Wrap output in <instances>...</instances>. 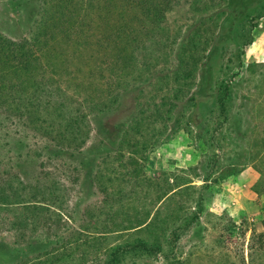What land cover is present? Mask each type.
I'll return each mask as SVG.
<instances>
[{
  "label": "trees",
  "instance_id": "16d2710c",
  "mask_svg": "<svg viewBox=\"0 0 264 264\" xmlns=\"http://www.w3.org/2000/svg\"><path fill=\"white\" fill-rule=\"evenodd\" d=\"M176 1L35 0L37 17L23 37L15 39L0 32V117L39 127L50 145L49 156L56 160L68 158L77 163L76 168H84L86 162H78V155L82 156L88 143L91 123L99 124L119 107L123 95L138 91V110L122 129L116 153L109 163L102 159L95 173V182L108 199L106 203L112 202L113 207L118 204L115 211L109 210L107 223L95 228L99 236L93 253L99 257L105 250L107 256L95 264H126L136 255L154 258L166 246H174L200 223L212 185L219 183L212 182L218 167L217 154L206 160L203 176L193 168L184 176L163 172L150 177L147 173L152 154L167 137L166 127L174 118L177 103L188 97L190 102L196 100L204 81L199 82L195 93L189 86L198 76L200 65L205 66L210 60L212 40L195 32L176 59L166 55L177 67L165 70L163 76L155 72L161 62L156 49H166L170 44L164 23ZM197 3L201 2L195 0ZM224 3L225 0H211L205 6ZM256 19H250L251 29L241 35L237 56L240 69H244L246 48L256 39ZM214 20L211 18L210 22L217 29ZM208 24L197 30H204L205 34L210 29ZM148 85L154 92H150L146 111L144 87ZM231 96V85L223 84L218 96L223 122L229 118ZM158 124L163 125L162 130ZM216 147L223 150L218 143ZM190 171L195 178L202 177V186L185 177ZM129 183L135 192L126 198L123 184ZM258 187L255 192L259 195ZM65 193L56 179L26 186L18 173L0 176V225L9 224L12 230L20 231L32 228L33 232L51 227L48 229L52 233V227L59 223L53 218H61L65 207ZM125 200L127 203H123ZM140 205L144 206L142 210ZM5 212L14 213L13 217H5ZM111 231L134 233L135 238L125 245L99 246L102 235ZM91 246L86 243L87 248L79 247V255L76 249L69 253L48 252L42 255L47 260L41 264H86L92 257ZM165 257L169 259L171 254Z\"/></svg>",
  "mask_w": 264,
  "mask_h": 264
},
{
  "label": "rangeland",
  "instance_id": "374dc122",
  "mask_svg": "<svg viewBox=\"0 0 264 264\" xmlns=\"http://www.w3.org/2000/svg\"><path fill=\"white\" fill-rule=\"evenodd\" d=\"M199 1L195 4V0H178L167 12L164 26L169 31L170 44L166 49H156V57L161 62L155 72L163 76L165 70L176 68L177 63L166 55L176 59L186 42L198 32L212 40L208 51L210 60L205 66L200 65L198 76L189 88L193 87L195 93L201 80L204 85L195 101L190 102L188 97L177 103L174 118L166 127L167 137L152 154L147 173L150 177L163 172L184 176L193 168L197 175L203 176L206 160L217 154L218 167L212 182L219 183L212 185L206 210L197 226L174 246H166L158 256H131L126 264H264V239H260L264 234V68L261 67L264 64V0H225L222 6L215 7L205 6L211 0ZM35 12V0H0V32L15 39L23 37L37 17ZM254 17L257 18L254 24L258 26L254 30L256 39L246 48L242 58L244 69H240L238 46L242 43L241 35L251 29L248 22ZM211 18L218 23L217 29L211 24ZM207 22L210 29L205 34L204 30H197ZM225 83L231 85L232 96L229 118L223 122L218 96ZM153 89L150 85L144 87L146 111ZM137 98L136 90L126 93L115 111L103 117L99 124L91 123L88 143L82 156L78 155V162H86L84 168H76L77 163L68 158L62 161L50 157V145L41 136L43 131L39 127L0 117V176L18 173L26 186H37L38 181L43 185L47 180L56 179L66 189L65 207L61 218H53L59 223L52 227V233L48 229L51 227L33 232L32 228L20 231L12 230L9 224L0 225V264H41L47 260L42 255L54 250L69 253L76 249L79 255V247L87 248L86 243L92 245V257L86 264L107 258L105 250L99 257L93 253L92 247L98 245L99 236L95 228L107 223L109 210L115 211L118 204L113 207L112 202L106 203L108 199L95 182V173L102 159L111 162L122 129L138 110ZM157 128L162 130L163 125L158 124ZM217 143L223 147L222 151L216 147ZM189 173L185 177L191 178L194 185L204 184L202 177L195 178L193 172ZM256 186H259V195L255 192ZM123 188L126 198L135 192L131 183L123 184ZM143 207L140 205V210ZM131 210L128 206V213ZM13 214L3 215L9 218ZM112 231L102 235L99 246L125 245L135 238L134 233ZM166 254L171 257L167 259Z\"/></svg>",
  "mask_w": 264,
  "mask_h": 264
},
{
  "label": "crops",
  "instance_id": "0c3cea01",
  "mask_svg": "<svg viewBox=\"0 0 264 264\" xmlns=\"http://www.w3.org/2000/svg\"><path fill=\"white\" fill-rule=\"evenodd\" d=\"M263 63H264V61H263Z\"/></svg>",
  "mask_w": 264,
  "mask_h": 264
}]
</instances>
